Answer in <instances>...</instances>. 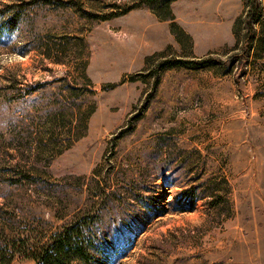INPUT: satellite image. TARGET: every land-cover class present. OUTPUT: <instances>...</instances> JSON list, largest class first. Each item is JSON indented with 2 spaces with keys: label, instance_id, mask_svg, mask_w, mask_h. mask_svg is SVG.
<instances>
[{
  "label": "rangeland",
  "instance_id": "rangeland-1",
  "mask_svg": "<svg viewBox=\"0 0 264 264\" xmlns=\"http://www.w3.org/2000/svg\"><path fill=\"white\" fill-rule=\"evenodd\" d=\"M246 10L0 0V242L16 246L12 264H35L23 240L34 248L83 214L106 232L95 264H264V13L249 50ZM165 57L216 64L155 76Z\"/></svg>",
  "mask_w": 264,
  "mask_h": 264
},
{
  "label": "trees",
  "instance_id": "trees-1",
  "mask_svg": "<svg viewBox=\"0 0 264 264\" xmlns=\"http://www.w3.org/2000/svg\"><path fill=\"white\" fill-rule=\"evenodd\" d=\"M261 0H246L245 30L248 38V49L255 44L256 26L260 25L263 20L264 10L262 9ZM154 6V4H151ZM150 5V6H151ZM167 4H157V8H152L154 13L161 17L159 10L169 7ZM151 6V7H153ZM124 10L123 12H126ZM108 18V16H106ZM106 17L102 19H107ZM170 19H173L171 16ZM17 17H14V23ZM12 23V22H11ZM173 32H174V27ZM237 27V26H236ZM262 48L264 49V38L261 39ZM261 46V45H260ZM259 46V47H260ZM261 48V47H260ZM264 51V50H263ZM163 56V55H161ZM213 58L202 60H184L180 58H164L159 60L155 65V76L160 71L173 67H185L189 69H202L215 65ZM3 211V205L0 204V212ZM106 232L99 230L96 226L88 222V216L76 215L75 218L64 224L58 231L52 233L48 239L34 248H28L26 241H22V249H25L27 257L32 259L35 264H95L98 254H102L103 240L106 239ZM10 242L4 245L0 242V264H12L15 252L9 247ZM11 246L16 247L14 244ZM15 249V248H14ZM126 253V252H124Z\"/></svg>",
  "mask_w": 264,
  "mask_h": 264
}]
</instances>
